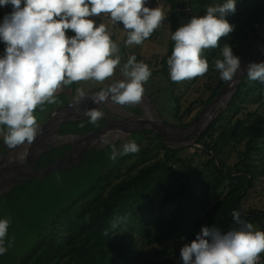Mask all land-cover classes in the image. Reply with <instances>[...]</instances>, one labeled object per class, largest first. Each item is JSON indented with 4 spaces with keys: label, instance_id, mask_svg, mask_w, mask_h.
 <instances>
[{
    "label": "trees",
    "instance_id": "obj_1",
    "mask_svg": "<svg viewBox=\"0 0 264 264\" xmlns=\"http://www.w3.org/2000/svg\"><path fill=\"white\" fill-rule=\"evenodd\" d=\"M165 1L172 23L166 54L159 62L158 59L145 62L137 59V62L149 66L152 75L148 82L162 79L167 90L168 86L172 88L168 98L171 113L181 122L188 119L184 124L188 126L194 118H191L192 108L198 105L201 112L226 83L215 69V60L222 59L220 49L227 43L239 57L254 44L255 31L264 19V0H237L235 13L225 17L235 26L234 31L221 38L218 48L204 51V58L209 62L206 79L196 77L187 84L173 82L167 64L174 48L171 36L175 32V14L185 7L176 0ZM224 2L194 0L189 6L205 14L207 7ZM67 35L74 36V33L69 31ZM261 62L264 57L257 63ZM199 82L203 88H199ZM182 86H188L191 94L195 92L198 96L179 116L181 103L173 92ZM206 92H209L208 98L202 102L201 95ZM82 123L84 127L80 126ZM98 125V121L89 123L87 117L63 125L60 133L84 136ZM137 135L145 140L153 135L158 141L137 153L123 155L114 168L99 175L83 194L59 209L51 222L49 235L18 264H139L148 247L172 240L190 243L202 226L215 225L222 231L235 228L234 210L241 213L242 219L264 231V209L254 208L245 200L251 187L264 178V83L250 80L246 72L225 109L196 139L203 148L191 149L194 152L188 158L183 157L184 150L169 149L151 131L143 130ZM68 149H52L39 161L53 163ZM194 157L201 160L196 167L200 172L198 176L205 181L202 196L197 194L188 177L179 179L175 170L187 171L186 164L191 168L194 161L189 158ZM255 157H259L257 163ZM126 159L129 162L121 175L120 164ZM113 178L117 182L113 183ZM113 222L117 224L115 228H112ZM106 230L107 236L104 235ZM175 254L180 259L178 264H183L180 254ZM260 264H264V258Z\"/></svg>",
    "mask_w": 264,
    "mask_h": 264
},
{
    "label": "clouds",
    "instance_id": "obj_2",
    "mask_svg": "<svg viewBox=\"0 0 264 264\" xmlns=\"http://www.w3.org/2000/svg\"><path fill=\"white\" fill-rule=\"evenodd\" d=\"M147 0H0V7L11 5L12 11L0 23V41L5 51L0 56V135L9 148L25 142L31 144L40 125L36 109L57 103L56 93L74 82L111 79L121 65L120 49L104 23L93 17L107 15L113 23L120 22L127 31L126 46L142 45L166 18L161 7H146ZM237 0L207 7L203 17L193 16L176 30L171 40L174 48L167 60L173 82L204 76L209 62L206 49H216L222 37L235 29L225 18L236 11ZM74 36H68V32ZM222 59L215 60V69L224 81H233L241 69L239 57L229 44L221 49ZM120 71L125 79L117 80L95 93L93 102L109 99L118 105L141 102L144 84L152 73L135 55L128 58ZM247 76L264 83V62L248 65ZM86 98L82 88L76 89L74 104ZM89 123L96 124L103 112L98 109L84 113ZM84 127L83 123L80 125ZM107 143V141H105ZM140 151L129 141L119 151L112 146L110 158ZM59 179V177H57ZM236 225L228 231L202 226L190 243L180 250L183 264H259L264 253V231L233 211ZM10 221L0 219V255L7 251L6 236ZM117 226L113 222L112 228ZM108 235V231L104 232ZM11 246V242H8Z\"/></svg>",
    "mask_w": 264,
    "mask_h": 264
},
{
    "label": "rangeland",
    "instance_id": "obj_3",
    "mask_svg": "<svg viewBox=\"0 0 264 264\" xmlns=\"http://www.w3.org/2000/svg\"><path fill=\"white\" fill-rule=\"evenodd\" d=\"M176 1L185 8L176 11L175 31L187 24L193 16L203 17L206 15V13L202 14L191 9L192 7L189 5L194 0ZM145 6L149 8L161 7L166 18L162 26L153 32L152 38L142 45L126 46L127 31L123 28L122 23H113L104 14L93 17L97 24L104 23L107 26L110 36L120 49L121 65L118 66L111 79L103 83L96 81L74 82L67 87H62L56 93L57 103L44 105L43 111H40L39 108L35 110L34 115L37 117L40 127L45 126L42 130L39 128L38 134L31 144L25 142L22 146L9 148L4 143L3 135H0V197L5 195L0 201V219L10 221L5 238L7 251L0 255V264H18L25 259L41 243L42 239L49 235L51 222L56 212L71 204L90 187L99 175L105 174L120 162L123 155L118 156L115 160L110 158L112 146H115L119 151H122V146L129 141H135L140 150L148 145L152 146L158 141L154 139L153 135L147 140L137 135L138 132L145 130V127L150 126L162 134L158 136L163 143L169 148L184 150L183 157L188 158L194 152L191 149L203 148L195 139L199 138L219 113L225 109L229 100L226 102L224 99V102L221 100L218 103L216 102L217 97L211 111L203 116V122L200 121L193 125L204 110L199 112L198 105H195L191 114V118H194L188 126H184L188 119L181 122L178 118L173 117L168 102L169 90L172 88L168 86L169 90H167L166 82H163L162 79H153L144 84L145 91L138 104L121 106L113 103L110 99L99 104L93 102L95 93L117 80L125 79L120 68L130 56L135 55L137 59L144 62L153 61V59H158L157 62H159L166 54L170 27L172 26L169 5L165 0H147ZM11 11V5L0 7V23L3 22L4 16ZM260 26L259 44L257 48L240 55L241 69L238 75L246 71L248 65L255 62L264 53V21ZM4 51L5 44L0 41V56L4 54ZM202 77L206 79L207 74ZM184 82L189 83L188 80H184ZM198 86L203 88L201 82ZM77 88H82L86 93V98L78 105L74 104L73 100ZM173 93L181 103L179 116L194 103L198 96L194 95L195 92L191 94L188 86L179 87ZM208 95L209 92L201 95L202 102L208 98ZM63 107L66 108L61 109ZM90 109H98L103 112L102 119L98 120L100 125L84 136L60 133L63 125L87 118L84 113ZM62 147L69 149L61 159L49 164L39 161L45 153ZM102 149L106 150L100 152ZM159 156H162V152ZM189 159L194 161L191 168L187 164V171L176 168L177 177L179 179L188 177L197 194L202 196L205 181L202 176H198L200 172L197 167L199 165H196L200 164L201 160L197 157ZM254 161L257 163L259 157H255ZM128 162L129 159H126L120 164L121 175H124L125 164ZM234 162H236L235 159ZM111 181L117 182L114 178ZM9 191H12L11 194H8ZM245 200L254 208L264 209V178L251 187ZM171 209L172 207L169 206L168 210ZM254 230L260 231V228L254 226ZM8 242H11L10 247ZM185 243L183 240H172L169 243L150 246L142 254L139 264H178L180 259L175 253L180 254ZM262 258H264V253L260 255L259 264L262 262Z\"/></svg>",
    "mask_w": 264,
    "mask_h": 264
},
{
    "label": "water",
    "instance_id": "obj_4",
    "mask_svg": "<svg viewBox=\"0 0 264 264\" xmlns=\"http://www.w3.org/2000/svg\"><path fill=\"white\" fill-rule=\"evenodd\" d=\"M264 21V19L259 23V25H258V27H257V30L255 31V34H254V37H255V42H254V44L248 49V50H246L245 52H249L251 49L253 50L254 48H257V46H258V44H259V36H258V34H259V32H260V25H261V23ZM263 57H264V53L263 54H261L258 58H257V60L255 61V62H253V63H257V62H259L260 60H262L263 59ZM239 58H240V56H239ZM247 72V70L246 71H243V73H240L239 75H237L235 78H234V80L233 81H226V83H225V85H224V87L222 88V90L217 94V96L209 103V105L201 112V114L197 117V119L194 121V123H193V125H196L198 122H199V120H200V118L202 117V115H204L205 113H207L208 111H210L211 110V108H212V106H213V104L215 103V100L217 99V97L219 98V96L226 90V88L228 87V85L229 84H231L232 85V92H231V95L229 96V101H230V99H231V97H232V95H233V93L235 92V90H236V87L238 86V84L240 83V81H241V79H242V77H243V75L245 74ZM228 101V102H229ZM228 102H227V104H228ZM227 104H226V106H227ZM225 106V107H226ZM66 107H63V108H61V109H65ZM61 109H59V110H61ZM156 122H158V121H156ZM46 124H48V123H46ZM45 126V125H44ZM44 126H42V127H40V129L42 130L43 129V127ZM145 130H148V131H151V132H154L156 135H159V136H161L162 134L159 132V131H157L156 129H154V128H152V127H150V126H148V127H145L144 128ZM197 139V138H196ZM195 139V140H196ZM164 145H166L165 143H163ZM167 146V145H166ZM168 147V146H167ZM169 148V147H168ZM169 149H174V148H169Z\"/></svg>",
    "mask_w": 264,
    "mask_h": 264
},
{
    "label": "bare ground",
    "instance_id": "obj_5",
    "mask_svg": "<svg viewBox=\"0 0 264 264\" xmlns=\"http://www.w3.org/2000/svg\"><path fill=\"white\" fill-rule=\"evenodd\" d=\"M230 82H231V81H230ZM231 89H232V85L229 84L228 87L226 88V90H225V91L219 96V98L217 99L216 102L219 103L221 100L224 102V99H225L226 102H227V100L229 99V96L231 95V92H232ZM228 95H229V96H228ZM227 96H228V98L226 99ZM213 109H214V108H213ZM210 111H211V110H210ZM210 111H208V112H210ZM208 112H207V113H208ZM207 113H205L204 115H206ZM204 115H202V117L200 118L199 122H200V121L203 122V119H202V118H203ZM205 117H206V116H205ZM205 120H206V118H205ZM207 121H208V120H207ZM207 121H206V122H207ZM199 122H198V123H199ZM206 122H204V123H206ZM198 123H197V124H198Z\"/></svg>",
    "mask_w": 264,
    "mask_h": 264
},
{
    "label": "flooded vegetation",
    "instance_id": "obj_6",
    "mask_svg": "<svg viewBox=\"0 0 264 264\" xmlns=\"http://www.w3.org/2000/svg\"><path fill=\"white\" fill-rule=\"evenodd\" d=\"M44 126V125H43ZM19 146H22V145H19Z\"/></svg>",
    "mask_w": 264,
    "mask_h": 264
}]
</instances>
